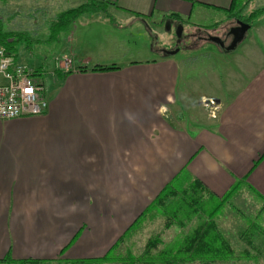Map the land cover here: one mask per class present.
Returning a JSON list of instances; mask_svg holds the SVG:
<instances>
[{
    "label": "crops",
    "instance_id": "0c3cea01",
    "mask_svg": "<svg viewBox=\"0 0 264 264\" xmlns=\"http://www.w3.org/2000/svg\"><path fill=\"white\" fill-rule=\"evenodd\" d=\"M50 1L66 10L84 0ZM97 1L104 10L82 12L54 36V56L65 55L69 70L53 74L54 60L28 66L11 55L41 74L48 105L0 120V260L53 259L67 226L84 238L83 225L121 232L181 173L219 197L244 179L264 201V15L254 24L235 15L238 2L264 0ZM228 20L229 42L207 44L235 67L181 79L169 31L182 42L184 31L197 36ZM238 21L249 27L226 51ZM134 41L140 48L126 46ZM201 97L220 103L214 118ZM183 106L194 116L179 123L171 114Z\"/></svg>",
    "mask_w": 264,
    "mask_h": 264
},
{
    "label": "rangeland",
    "instance_id": "374dc122",
    "mask_svg": "<svg viewBox=\"0 0 264 264\" xmlns=\"http://www.w3.org/2000/svg\"><path fill=\"white\" fill-rule=\"evenodd\" d=\"M85 2L84 0L82 3ZM244 6L245 4L238 2V9H235L237 11L235 15L237 14L243 20H248L251 24L256 23L259 19L254 15H264V4ZM65 8L63 3L50 0H0L1 30L14 34L12 38L15 40L10 43L14 46L11 54H14V57L19 62L28 66L46 64L52 62V60L54 62L58 60L60 67L54 65V69L57 70L53 69V74L60 70L62 73L69 70L72 67L71 62L67 66L62 64V58L65 55L54 56V38L53 36L51 37L52 31L50 28V24L55 20L56 15ZM250 11L252 12L249 13ZM233 21L228 20L227 25L222 26V28L220 25L217 30H201V33L197 36L191 30H187L189 31L188 33L184 31L181 34L182 42L173 39L177 36L176 30H173L172 33L169 31L168 38L166 39V42H169L167 43L169 47L166 50H177L175 56L180 60L181 79L189 78V80H196L201 75L208 76V73L212 71L218 75H225L226 72L224 70H230L235 67L234 62L224 60L230 56L219 53L214 43L207 44L213 40L221 41L222 39L219 36H222L225 39L224 41L228 43L230 39L226 32L228 26L230 27L234 24ZM263 23L264 21H259L257 25H264ZM198 37H200L199 40H197ZM197 41H205L202 44L204 46L198 47L196 45ZM134 42L135 44L132 42L126 46L131 48H136L135 46H137L140 48L141 43ZM144 45L146 46V44ZM162 48L164 49V47ZM180 78L179 84L181 82ZM223 78L225 79V76ZM56 81L57 79L52 75V78L49 80L50 84L56 83ZM203 100H211L213 106L219 107L220 103L212 97H201L199 101L207 116L210 115L208 107H204ZM193 114L191 107L183 106V108H176L173 114H171V118L173 119L174 116L177 120H180L179 123H186L191 121L194 116ZM179 218L180 221H172L166 227L164 216L157 211H153L142 217L140 222H137L130 230L129 227L134 221L126 225L123 231L110 232L108 234H103V229L97 230L99 228L95 226L90 231L88 225H83L79 230H87V238H84L85 235L82 236L81 234L73 235L72 232H74L75 227L67 226L64 228L70 230V234L65 236V233H63V239L66 238L68 243L62 241V249L53 259H43L38 264H159L157 262H148L144 258L137 259V257L142 254L148 239L153 237L159 238L161 243L156 246L155 250L162 249L165 245H174L185 234L190 232L200 219L195 214L188 219ZM204 218H206V215L201 214V220ZM214 219L218 224L219 230L231 243L235 253L232 259L216 261L210 264H264V236L262 233L254 230L255 235L250 234L253 247L244 243L242 237V232L248 229V224L253 221H259L258 224L264 227V202L252 190L241 185L240 190L226 201ZM112 222L109 221L111 230L115 228ZM106 231L107 229L104 232ZM111 247H113L112 250H110ZM255 247L259 248L258 252L254 250ZM244 248L249 250V256H252V258H241V250ZM132 257H134L133 260ZM99 258L102 259L96 262L92 260ZM81 260L84 261L79 262ZM177 264L209 263L194 261Z\"/></svg>",
    "mask_w": 264,
    "mask_h": 264
},
{
    "label": "trees",
    "instance_id": "16d2710c",
    "mask_svg": "<svg viewBox=\"0 0 264 264\" xmlns=\"http://www.w3.org/2000/svg\"><path fill=\"white\" fill-rule=\"evenodd\" d=\"M99 10H104L103 2L87 0L85 3L59 12L55 20L50 24L52 31L51 37L53 36L54 38L56 33L67 29L74 19L82 12H94ZM13 35L14 34L9 31L3 32L0 27V47L9 55H12L11 52L14 49V46L10 44L15 40L12 38ZM95 69L97 68L95 67L94 70ZM241 185H245V187L252 190L244 183V179L237 180L225 194L219 197L209 192L198 179H191L183 173L176 175L135 218L129 230L137 222H140L142 217L153 211H157L164 216L166 227L169 226L172 221H180L179 217L188 219L195 214L200 219L195 227L174 245H165L162 249L155 250L156 246L161 243L159 238L153 237L148 239L142 254H140L137 259L144 258V260H148V262H157L159 264H177L194 261L210 264L216 261L232 259L235 252L229 240L225 238L219 230L214 217L226 201L240 190ZM201 214H205L206 218L201 220ZM258 223L259 221L249 223L248 229L242 232L243 242L251 245V247H253V245L250 240V234L252 233L255 235L254 230L256 232L258 231V233L261 232L264 236V227L260 226ZM113 247H111L110 250H112ZM254 250L258 252L259 248L255 247ZM241 253V258H252V256H249V250L245 248L241 250ZM101 259L102 258L92 260L96 262ZM133 259L134 257H132V260ZM40 261L41 259L33 258L13 260L10 257H5L0 260V262L8 264H38ZM83 261L84 260H81L79 262Z\"/></svg>",
    "mask_w": 264,
    "mask_h": 264
},
{
    "label": "built area",
    "instance_id": "2783aa9c",
    "mask_svg": "<svg viewBox=\"0 0 264 264\" xmlns=\"http://www.w3.org/2000/svg\"><path fill=\"white\" fill-rule=\"evenodd\" d=\"M69 63L67 57L62 58L64 66ZM54 65L60 67L58 60H55ZM202 102L214 118L219 107L213 106L211 100ZM47 105L41 74L34 68L16 63L0 47V120L41 115Z\"/></svg>",
    "mask_w": 264,
    "mask_h": 264
},
{
    "label": "water",
    "instance_id": "95a60500",
    "mask_svg": "<svg viewBox=\"0 0 264 264\" xmlns=\"http://www.w3.org/2000/svg\"><path fill=\"white\" fill-rule=\"evenodd\" d=\"M239 26L234 31V37L231 43L225 48L226 51L233 50L236 45L240 42V40L243 38L246 30L248 29L249 25L247 23L238 21ZM168 53H173L174 51H167Z\"/></svg>",
    "mask_w": 264,
    "mask_h": 264
},
{
    "label": "flooded vegetation",
    "instance_id": "af4514ba",
    "mask_svg": "<svg viewBox=\"0 0 264 264\" xmlns=\"http://www.w3.org/2000/svg\"><path fill=\"white\" fill-rule=\"evenodd\" d=\"M176 31H177V30H176ZM177 32L179 33V31H177ZM226 33H229V32H228V30H227V32H226ZM226 33H225V34H226ZM179 34H180V33H179ZM179 39H180V40H182V37H180Z\"/></svg>",
    "mask_w": 264,
    "mask_h": 264
}]
</instances>
